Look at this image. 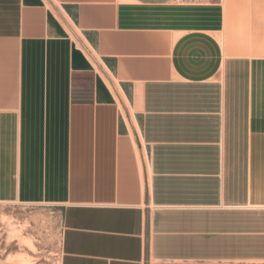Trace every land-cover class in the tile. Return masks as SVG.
<instances>
[{
    "label": "crops",
    "instance_id": "1",
    "mask_svg": "<svg viewBox=\"0 0 264 264\" xmlns=\"http://www.w3.org/2000/svg\"><path fill=\"white\" fill-rule=\"evenodd\" d=\"M1 203L60 264H264V0H0Z\"/></svg>",
    "mask_w": 264,
    "mask_h": 264
},
{
    "label": "rangeland",
    "instance_id": "2",
    "mask_svg": "<svg viewBox=\"0 0 264 264\" xmlns=\"http://www.w3.org/2000/svg\"><path fill=\"white\" fill-rule=\"evenodd\" d=\"M61 209L0 204V264H60Z\"/></svg>",
    "mask_w": 264,
    "mask_h": 264
},
{
    "label": "bare ground",
    "instance_id": "3",
    "mask_svg": "<svg viewBox=\"0 0 264 264\" xmlns=\"http://www.w3.org/2000/svg\"><path fill=\"white\" fill-rule=\"evenodd\" d=\"M28 263H29L28 258H25V259H23V260L21 261L20 264H28Z\"/></svg>",
    "mask_w": 264,
    "mask_h": 264
}]
</instances>
